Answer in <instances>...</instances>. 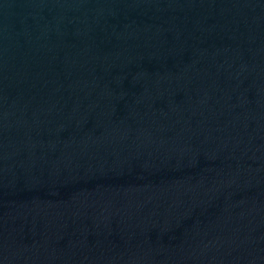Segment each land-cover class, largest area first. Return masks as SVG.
<instances>
[{"label": "water", "instance_id": "1", "mask_svg": "<svg viewBox=\"0 0 264 264\" xmlns=\"http://www.w3.org/2000/svg\"><path fill=\"white\" fill-rule=\"evenodd\" d=\"M0 264H264V0H0Z\"/></svg>", "mask_w": 264, "mask_h": 264}]
</instances>
